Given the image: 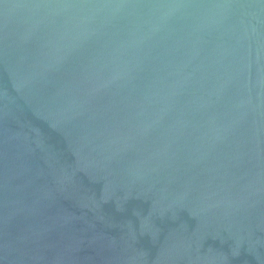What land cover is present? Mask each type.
Wrapping results in <instances>:
<instances>
[{"label":"water","instance_id":"obj_1","mask_svg":"<svg viewBox=\"0 0 264 264\" xmlns=\"http://www.w3.org/2000/svg\"><path fill=\"white\" fill-rule=\"evenodd\" d=\"M0 264H264V0H0Z\"/></svg>","mask_w":264,"mask_h":264}]
</instances>
